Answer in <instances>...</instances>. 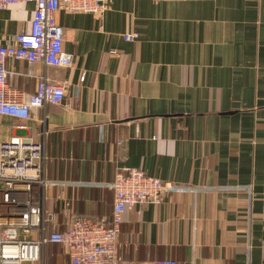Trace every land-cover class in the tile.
<instances>
[{
  "label": "crops",
  "instance_id": "obj_1",
  "mask_svg": "<svg viewBox=\"0 0 264 264\" xmlns=\"http://www.w3.org/2000/svg\"><path fill=\"white\" fill-rule=\"evenodd\" d=\"M34 11H0V43L29 32ZM57 19L73 67L37 68L69 85L66 102L3 117L0 144L44 140L60 230L69 218L109 221L117 174L137 169L174 191L126 213L119 264H264V0H114L102 16ZM7 67L35 93L26 62ZM46 255L68 264L62 246Z\"/></svg>",
  "mask_w": 264,
  "mask_h": 264
},
{
  "label": "built area",
  "instance_id": "obj_2",
  "mask_svg": "<svg viewBox=\"0 0 264 264\" xmlns=\"http://www.w3.org/2000/svg\"><path fill=\"white\" fill-rule=\"evenodd\" d=\"M112 1L0 0V11L20 4L35 6L30 31L0 43V121L7 116L25 122L31 119L33 108L66 102L69 85L50 83L37 68L39 64L44 68L73 67V57L64 51V31L58 14L64 11L102 16L105 4ZM137 37L132 33L125 40L134 43ZM10 59L27 63L28 75L38 84L34 94L25 96L14 87L13 73L7 67ZM85 78L83 72L81 82ZM78 97L79 90L75 99ZM46 166L42 139L15 137L0 144V264H47L49 246H62L68 264H119L118 238L126 213L141 205H160L174 191L170 183L142 170H123L112 184L115 200L109 221L69 218L66 229L60 230L56 215L46 209L47 190L58 185L47 178ZM155 264L177 263L163 260Z\"/></svg>",
  "mask_w": 264,
  "mask_h": 264
}]
</instances>
